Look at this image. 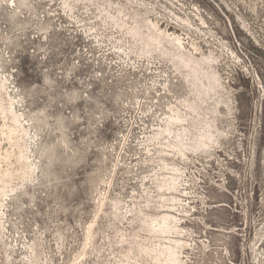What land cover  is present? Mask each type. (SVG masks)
<instances>
[{
    "label": "rangeland",
    "instance_id": "374dc122",
    "mask_svg": "<svg viewBox=\"0 0 264 264\" xmlns=\"http://www.w3.org/2000/svg\"><path fill=\"white\" fill-rule=\"evenodd\" d=\"M0 264H264V0H0Z\"/></svg>",
    "mask_w": 264,
    "mask_h": 264
}]
</instances>
